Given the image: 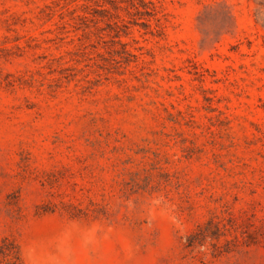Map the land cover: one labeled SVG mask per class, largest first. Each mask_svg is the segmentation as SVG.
I'll return each mask as SVG.
<instances>
[{
    "label": "rangeland",
    "instance_id": "374dc122",
    "mask_svg": "<svg viewBox=\"0 0 264 264\" xmlns=\"http://www.w3.org/2000/svg\"><path fill=\"white\" fill-rule=\"evenodd\" d=\"M0 264H264V0H0Z\"/></svg>",
    "mask_w": 264,
    "mask_h": 264
}]
</instances>
